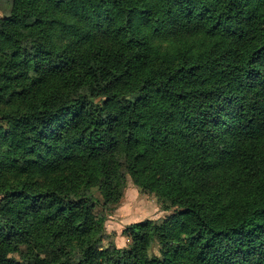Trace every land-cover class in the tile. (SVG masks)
Masks as SVG:
<instances>
[{
  "label": "trees",
  "instance_id": "1",
  "mask_svg": "<svg viewBox=\"0 0 264 264\" xmlns=\"http://www.w3.org/2000/svg\"><path fill=\"white\" fill-rule=\"evenodd\" d=\"M0 264H264V0H12Z\"/></svg>",
  "mask_w": 264,
  "mask_h": 264
},
{
  "label": "rangeland",
  "instance_id": "2",
  "mask_svg": "<svg viewBox=\"0 0 264 264\" xmlns=\"http://www.w3.org/2000/svg\"><path fill=\"white\" fill-rule=\"evenodd\" d=\"M11 3L12 0H0V18L10 12ZM162 205H165L163 199L140 190L128 178L120 201L112 211L105 213V231L112 235L117 248H126L131 244V239L122 234L127 225L168 218L171 211H162Z\"/></svg>",
  "mask_w": 264,
  "mask_h": 264
}]
</instances>
